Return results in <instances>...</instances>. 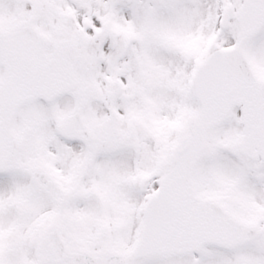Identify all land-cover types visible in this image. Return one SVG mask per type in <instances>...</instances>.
I'll return each mask as SVG.
<instances>
[{
    "label": "snow or ice",
    "instance_id": "snow-or-ice-1",
    "mask_svg": "<svg viewBox=\"0 0 264 264\" xmlns=\"http://www.w3.org/2000/svg\"><path fill=\"white\" fill-rule=\"evenodd\" d=\"M0 264H264V0H0Z\"/></svg>",
    "mask_w": 264,
    "mask_h": 264
}]
</instances>
